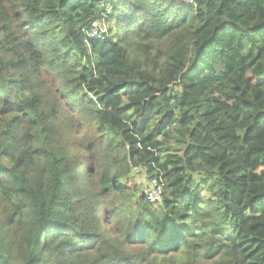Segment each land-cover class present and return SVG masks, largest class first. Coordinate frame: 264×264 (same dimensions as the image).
I'll return each mask as SVG.
<instances>
[{
	"label": "trees",
	"instance_id": "16d2710c",
	"mask_svg": "<svg viewBox=\"0 0 264 264\" xmlns=\"http://www.w3.org/2000/svg\"><path fill=\"white\" fill-rule=\"evenodd\" d=\"M0 264H264V0H0Z\"/></svg>",
	"mask_w": 264,
	"mask_h": 264
},
{
	"label": "rangeland",
	"instance_id": "374dc122",
	"mask_svg": "<svg viewBox=\"0 0 264 264\" xmlns=\"http://www.w3.org/2000/svg\"><path fill=\"white\" fill-rule=\"evenodd\" d=\"M102 28L105 32H107L109 31L111 26H105L97 23V26L95 28L96 33H98ZM112 28L115 30V26H113ZM150 182L151 180L148 178L147 173L144 169H134L126 184L128 185V187L136 189V191L138 192L145 193L149 190Z\"/></svg>",
	"mask_w": 264,
	"mask_h": 264
},
{
	"label": "built area",
	"instance_id": "2783aa9c",
	"mask_svg": "<svg viewBox=\"0 0 264 264\" xmlns=\"http://www.w3.org/2000/svg\"><path fill=\"white\" fill-rule=\"evenodd\" d=\"M180 1L192 3V0H180ZM96 26L97 23L94 24V28H96ZM95 34H97L96 31L94 32V35ZM161 182L160 179L158 178H154L151 180L149 190L146 192V196L148 200L152 202H158L162 200L161 189L164 184Z\"/></svg>",
	"mask_w": 264,
	"mask_h": 264
}]
</instances>
